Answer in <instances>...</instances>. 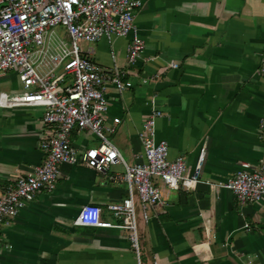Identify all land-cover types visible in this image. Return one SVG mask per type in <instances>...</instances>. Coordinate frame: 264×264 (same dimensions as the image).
<instances>
[{
  "label": "crops",
  "instance_id": "0c3cea01",
  "mask_svg": "<svg viewBox=\"0 0 264 264\" xmlns=\"http://www.w3.org/2000/svg\"><path fill=\"white\" fill-rule=\"evenodd\" d=\"M133 26L144 49L132 64L130 35L80 46L104 72L116 68L131 84L121 92L106 85L105 123L119 119L108 139L127 165L141 162L137 132L155 108L162 112L155 136L167 143L169 159L183 158L186 174L203 149L192 188L154 179L163 205L148 209L147 220L132 188L141 264H264V199L241 205L218 186L241 162L254 168L264 157V0H142ZM20 90L14 70L0 76V92ZM41 117L39 107L0 108V194L40 162ZM69 140L78 151L97 144L84 129H73ZM59 169L52 190H40L0 224V264H132L125 230L72 224L81 206L104 208L126 196L122 166ZM101 216L111 218L105 210Z\"/></svg>",
  "mask_w": 264,
  "mask_h": 264
},
{
  "label": "built area",
  "instance_id": "2783aa9c",
  "mask_svg": "<svg viewBox=\"0 0 264 264\" xmlns=\"http://www.w3.org/2000/svg\"><path fill=\"white\" fill-rule=\"evenodd\" d=\"M141 3L142 0H0V76L14 70L21 84L20 92H0V108L39 107L41 123L46 127L39 136L40 162L30 172L13 177L0 194V224H8L40 190H52L60 165L81 164L93 171H105L120 164L126 196L104 208L96 204L81 206L72 224L125 230L133 253L132 264H141L132 188L137 192L142 218L147 220L148 209L163 205L154 179L169 189L187 190L195 185L203 149L192 171L186 174L183 158L169 159L167 143L155 136L156 120L162 116L155 108L142 120L137 132L142 161L132 165L123 161L108 139L119 119L114 117L105 123V88L111 84L121 92L131 84L121 79L123 73L116 68L109 74L104 72L78 46L80 41L92 44L100 38L130 35L126 60L132 64L144 49L133 26L134 12ZM260 74L264 84V46ZM73 129L87 130L97 144L78 151L69 140ZM258 131L263 137L264 104ZM218 186L229 190L241 205L264 199V157L254 168L241 162ZM103 210L111 218H102ZM152 264L157 263L154 260Z\"/></svg>",
  "mask_w": 264,
  "mask_h": 264
},
{
  "label": "rangeland",
  "instance_id": "374dc122",
  "mask_svg": "<svg viewBox=\"0 0 264 264\" xmlns=\"http://www.w3.org/2000/svg\"><path fill=\"white\" fill-rule=\"evenodd\" d=\"M83 43L85 42H82V41L78 42V46L80 47Z\"/></svg>",
  "mask_w": 264,
  "mask_h": 264
}]
</instances>
